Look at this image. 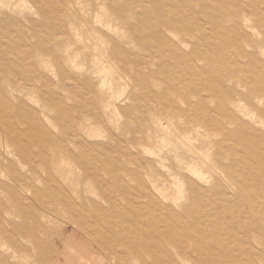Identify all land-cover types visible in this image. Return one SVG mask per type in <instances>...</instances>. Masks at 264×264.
<instances>
[{
    "label": "rangeland",
    "instance_id": "374dc122",
    "mask_svg": "<svg viewBox=\"0 0 264 264\" xmlns=\"http://www.w3.org/2000/svg\"><path fill=\"white\" fill-rule=\"evenodd\" d=\"M0 264H264V0H0Z\"/></svg>",
    "mask_w": 264,
    "mask_h": 264
}]
</instances>
